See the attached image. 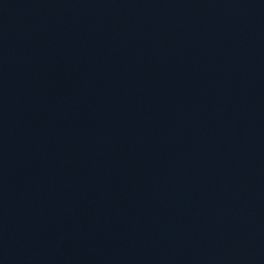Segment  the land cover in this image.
Returning a JSON list of instances; mask_svg holds the SVG:
<instances>
[{
  "label": "water",
  "instance_id": "water-1",
  "mask_svg": "<svg viewBox=\"0 0 264 264\" xmlns=\"http://www.w3.org/2000/svg\"><path fill=\"white\" fill-rule=\"evenodd\" d=\"M0 264H264V0H0Z\"/></svg>",
  "mask_w": 264,
  "mask_h": 264
}]
</instances>
